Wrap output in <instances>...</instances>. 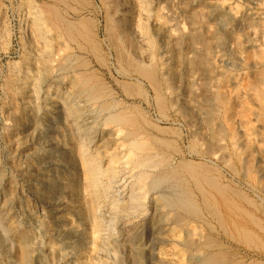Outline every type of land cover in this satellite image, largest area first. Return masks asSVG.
I'll return each mask as SVG.
<instances>
[{"label":"rangeland","instance_id":"1","mask_svg":"<svg viewBox=\"0 0 264 264\" xmlns=\"http://www.w3.org/2000/svg\"><path fill=\"white\" fill-rule=\"evenodd\" d=\"M84 1L0 0V117L2 116L0 118V264H66V262H58L59 259H56L57 261L52 260L54 259L51 257L53 252L52 249L47 248L48 242L50 241L49 245H51L60 241L59 243L61 245L63 239L66 243L70 237L69 244L74 239L69 232L75 231V229L78 230L77 226H79L80 213L89 215L88 209L90 208L89 206L87 208V204L90 205V198L83 187L81 188V182H83L84 178H82L83 169L80 153L84 154L86 157L90 156L94 158L101 150H96V145L98 144L94 146L90 144L87 145V147H81L79 144L81 142L79 139L80 136H78L77 141L80 149L77 147L76 151L74 150L75 152L73 151L71 154L73 157H70V155L67 154L69 152L70 141L62 135L64 133L63 131L66 129V122L63 119L65 117V111L52 107L55 105L54 102L49 103L50 105L47 104V107L44 102L46 95L54 96L58 95V93L63 95L67 93L65 95L71 94V96H73L76 88L79 86L80 82H82L81 79H84V76L88 84L90 82V84L101 86L102 83H105L102 85L104 87L99 88L102 89V91L107 88L106 91L114 95L111 97L115 103H117V112L121 111L127 114L131 110L127 115H130L134 124L138 126H143L147 123L151 124V126H153V134L167 136L170 140L172 139L171 146L175 147L176 150L178 149L177 152H181L182 155L187 158L194 157L196 161H200V163L204 164L208 169L206 173V177H208L206 180L207 182H203V192L205 191L206 198H204L205 195L203 196V193L198 191V189L193 190L197 194V199L201 204L204 199L212 201L209 203L210 205L212 204L211 208H214L213 214H210L213 218L208 212L206 213L204 209L202 210L208 214L206 218L209 219L208 221L211 223L210 225L213 231L206 226L204 221L201 222L200 220L196 221L191 219L189 220L190 226H183L180 234L182 235L185 230L188 231L193 226L195 228L192 230L200 226L198 227V231L195 230L198 236H200V234L205 236L211 235L217 242H220H218V244L222 246L225 253H228L226 254V264H264V7L258 8L255 5L256 2L260 1L264 3V0H226L232 2V4L236 6L237 11L230 9L226 3L222 2L225 0H144V4L146 3V10L144 11H147V13L143 12L141 19H147V22L146 20L143 22H145L148 27L149 35L152 36L156 42L152 51L155 56V63H153L154 65L152 64L153 69L151 70L146 69L143 64L144 59L142 58V53L143 51L145 52L147 48L145 46L141 47L139 43L137 44L136 40L138 38L136 37L135 42L131 44L121 29L120 17L121 13L124 11L122 10L121 3L135 1ZM169 1H171V3H169ZM28 3L31 4L29 5ZM39 11L46 14L42 16L45 19L44 21L47 28L46 33L48 36L46 34V37L50 43L49 57L52 56L53 52L55 53L57 51L61 53L57 52L60 54L59 56L55 53L58 57H61V55L63 56L64 51L72 55H69L72 67L70 66L66 71L56 73L57 70L52 71L53 61L50 66L48 62L44 64V61L40 62L39 59H35L37 54H39L38 51H41L43 47L40 42L41 40L37 39L35 37L36 34L31 30L32 28L30 29V19ZM47 13L49 15H47ZM172 14L176 15L177 20L181 21L182 29H184L179 31H182V33H176L175 31V35L171 32V34H169V31L164 29L165 17ZM49 16L51 19H49ZM61 16H63V19ZM53 18H57L55 19L56 22ZM57 20L60 22L57 23ZM86 20L87 22H84ZM184 22L185 24H182ZM68 25L75 29L73 30L71 28V31ZM201 26L202 29H200ZM55 28L56 30L59 29L56 31ZM185 28L187 31H184ZM84 29L85 31H83ZM29 30H31V32ZM84 33L88 34L85 35ZM110 36L116 37L110 38ZM57 37L59 40H56ZM177 38L180 39L178 40ZM93 43L96 44L93 46ZM28 44H30L31 47ZM134 46L136 47L135 49ZM115 47H117V49H115ZM63 48L64 51L62 50ZM164 48L171 51L168 64L169 69L162 63ZM68 49H70V51ZM124 51L126 52L124 53L125 55L123 54ZM54 58L55 56H53L51 60H54ZM74 58L77 59L75 60ZM134 64L137 66H133ZM74 65L75 67H73ZM39 70L41 72L38 74ZM154 71L155 73H153ZM24 72H26V74H24ZM73 73L76 74L73 75ZM62 75H64V77ZM189 77L190 80H192L187 82ZM94 81H96V83ZM157 81L159 84H157ZM34 84L38 87H34ZM68 84L69 86L72 85L70 87L72 89L68 88ZM74 85L75 87H73ZM138 86L140 87L139 90L137 88ZM48 88L50 89L48 90ZM31 89L37 91V93H34L35 97L31 92H28L31 91ZM66 90H68V92H66ZM222 91L226 94L227 100H222L220 96ZM26 95H32V100L36 99L37 101L35 102L36 104L41 105V107L45 106L43 107L44 110L42 109L43 113L40 115L41 122L37 124L38 129L44 132L41 135H28L34 121H28V124H26L27 121L23 118H25L28 113L25 110H27L29 105H34L35 100L32 101L25 98ZM75 101H78V99ZM120 101L121 104H119ZM222 102H224V104ZM78 103L79 105H83L82 101ZM133 105L134 107H132ZM184 106H186V108ZM126 109L128 111H126ZM135 117L138 120L134 119ZM91 120L92 118H90L89 121ZM99 123L100 126H103L102 122L99 121ZM43 127H45V129ZM204 128L207 129L205 130ZM155 129H157V131ZM59 132H61V134ZM24 135L27 136L24 138ZM47 135H51L52 142L54 143L50 146L51 148L49 147L50 150L47 146L49 143H45L46 139L43 138V136L48 137ZM232 140L235 146L231 148L230 141ZM199 141H202L201 144L198 143ZM52 147L55 150H53ZM233 148L236 150L233 151ZM237 150L242 153L237 154ZM108 151H110V149ZM24 152L27 153L25 154ZM246 156H250V159ZM52 159L53 161H51ZM68 159L73 160L71 165L68 164L70 163ZM45 162L52 164L53 167L47 169L44 167ZM26 163L29 164L27 165ZM30 164L34 165L31 166ZM48 170H51V172H48ZM70 172L73 173L71 174ZM214 176L217 177L215 178ZM37 179H41V182ZM54 179L60 181V183L66 180L70 186L64 191L66 193L61 195L57 194L58 191H56L53 196L63 197L59 200V211L57 213L49 211L53 200L47 201L48 196H45L48 190H53L49 182ZM211 179L214 180L212 181ZM217 183L218 185H216ZM70 190H72V192ZM206 190L209 193H207ZM210 193L212 195H210ZM149 199H151V197ZM79 207L82 212H79ZM215 208H217L218 211H216ZM100 212L107 215L105 211ZM244 212L245 215L243 214ZM248 214L250 216L252 215V217ZM53 215L55 217H61L62 220L58 221L59 224H56L58 222H55ZM235 215H237L238 218ZM169 216L170 215H168V217ZM248 217H250V220ZM48 218L50 220H48ZM167 218H165L167 221L163 219L162 227H165L163 229V236L169 235L171 228L174 231L176 229L175 225L168 222L169 218ZM89 219L85 224V228L88 229L86 230L88 237H85L87 240L86 244L89 242L91 243L93 234L97 235V233H93L94 228L91 226V218ZM132 221L140 225L138 229L139 234L145 231V225L148 224L147 219L142 220L141 218H133ZM140 221L142 222L140 223ZM89 223L90 225H88ZM54 224L56 227H54ZM57 225L60 226L61 230L64 228L65 230L60 231ZM65 225L68 226L66 227ZM255 225H257V227H255ZM242 226L244 229L241 228ZM245 229L247 230L245 231ZM58 231L60 232V236H57L59 235ZM64 232L69 234H65L61 237ZM107 232L108 231H102L104 234ZM235 232H237V234ZM53 233L57 235L54 237ZM176 233L179 234L178 231ZM196 233L192 236L197 237V235H195ZM95 237H92L93 243L91 244H94V246L99 243L100 239L98 236L97 241ZM249 237L252 238V241ZM58 238L61 239L59 240ZM56 240L57 242H55ZM96 241L98 243H94ZM90 243L89 246L86 245L87 248L77 249L75 254L68 256V261H74L76 257L75 260L77 258L79 260H77V262L82 261V264H88L90 259L94 256V254L91 253L93 250H89L93 249ZM24 244L26 245L24 246ZM68 244L66 246H68ZM159 246L160 245H157V248H159ZM68 249L71 250L70 248ZM49 251L52 252V254L48 253ZM82 251L85 254H82ZM89 253L93 255H89ZM232 256L235 257L233 258ZM88 258L89 260L87 262ZM19 260L20 262H18ZM113 264H116V262Z\"/></svg>","mask_w":264,"mask_h":264},{"label":"bare ground","instance_id":"2","mask_svg":"<svg viewBox=\"0 0 264 264\" xmlns=\"http://www.w3.org/2000/svg\"><path fill=\"white\" fill-rule=\"evenodd\" d=\"M29 1V0H27ZM60 1V0H58ZM62 1V0H61ZM84 1V0H83ZM135 2L130 3H121L122 10H124L121 13V26L125 37L132 43L135 42V37L138 38L137 44L139 43L142 46H145L147 49L146 51L142 53V58L144 59V67L146 69H153L152 64L155 63V56L152 53L156 42L152 36L149 35L148 27L143 22L147 19H141L142 13L147 11L146 10V3L144 4V0H134ZM221 1V0H219ZM64 2V1H63ZM85 2V1H84ZM150 2V1H149ZM165 2V1H164ZM168 2V1H167ZM166 2V3H167ZM230 7V9L236 10V6L232 4V2L229 1H222ZM59 3V2H58ZM171 3V1H169ZM218 3V2H217ZM29 5L31 3H28ZM36 4V3H35ZM34 4V5H35ZM39 4V3H38ZM44 4V2H43ZM65 4V3H64ZM148 4V3H147ZM179 4V3H178ZM220 4V3H219ZM37 5V4H36ZM51 5V4H50ZM63 5V4H62ZM149 5V4H148ZM147 5V6H148ZM222 5V4H221ZM220 5V6H221ZM224 5V4H223ZM255 5L258 8L264 7L263 2H256ZM27 6V5H26ZM33 6V5H32ZM46 6V5H45ZM182 6V5H181ZM35 7V6H34ZM49 7V6H48ZM149 7V6H148ZM189 7V6H188ZM32 8V7H31ZM39 8V7H38ZM118 8V7H116ZM137 10H136V9ZM36 9V8H34ZM42 9V8H40ZM56 9V7H55ZM31 10V9H30ZM43 10V9H42ZM121 10V11H122ZM48 11V10H47ZM52 11V10H51ZM118 11V10H117ZM176 11V10H175ZM237 11V10H236ZM46 12V10H45ZM50 13V11H48ZM149 12V11H148ZM192 12V11H191ZM234 12V11H233ZM24 13V12H23ZM26 13V12H25ZM54 13V12H53ZM176 13V12H175ZM174 13V14H175ZM182 13V12H181ZM203 13V12H202ZM237 13V12H236ZM259 13V12H258ZM264 13V11H263ZM27 14V13H26ZM34 14V12H33ZM43 12L39 11L34 14L33 17L30 19V29L33 30L31 33L32 35H35V37L42 43L43 49L41 51H38L39 54H37V57L35 59H39L40 62L44 61L48 62L51 66V62L53 63V70H57L56 73L66 71V69H69L71 66V54H67L64 51V48L62 49L64 51V55L61 57H58L61 53L55 52L58 54V56L55 55L53 52L52 56L49 57V47L50 43L49 40L46 37V24L45 19L42 16ZM52 14V13H50ZM145 14V13H144ZM143 14V16H144ZM167 14V13H165ZM207 14V13H206ZM46 15V14H45ZM47 15H49L47 13ZM55 15V14H54ZM257 15V14H256ZM5 16V15H4ZM52 16V15H51ZM165 16V15H164ZM6 17V16H5ZM4 17V18H5ZM53 17V16H52ZM63 19V16H61ZM146 17V14H145ZM161 17V16H160ZM143 18V17H142ZM147 18V17H146ZM47 19V18H46ZM49 19L50 16H49ZM54 21L57 18H53ZM78 19V18H77ZM196 19V18H195ZM199 19V18H198ZM201 19V18H200ZM59 20V18H58ZM57 20V23L60 22ZM61 20V19H60ZM67 20V19H66ZM79 20V19H78ZM109 20V19H108ZM117 20V18H116ZM136 20V21H135ZM53 21V20H52ZM73 21V20H72ZM92 21V20H91ZM183 21V20H182ZM7 22V21H6ZM48 22V21H47ZM56 22V21H55ZM62 22V21H61ZM76 22V21H73ZM84 22H87L84 21ZM113 22V21H112ZM186 22V21H185ZM182 23V24H185ZM24 23V22H23ZM29 23V24H30ZM79 23V22H78ZM83 23V22H82ZM114 23V22H113ZM194 23V22H193ZM61 24V23H59ZM72 24V23H71ZM91 24V23H89ZM94 24V23H93ZM112 24V23H111ZM187 24V22H186ZM86 25V24H84ZM69 26V25H68ZM62 27V26H60ZM91 27V26H90ZM164 29L169 31V34L174 35L177 32H180L179 30L182 29L181 21L177 20L176 15H169L168 17H165L164 19ZM54 28V27H53ZM66 28V26H65ZM69 28L71 29L72 26ZM93 28V27H92ZM95 28V27H94ZM113 28V27H112ZM110 28L111 30H114ZM59 29V28H58ZM57 29V30H58ZM68 29V28H67ZM75 29L74 27L72 28ZM71 29V31H72ZM83 29V28H81ZM109 29V30H110ZM116 29V28H115ZM118 29V28H117ZM184 29V28H183ZM182 29V30H183ZM202 29V26L201 28ZM31 30H29L31 32ZM56 30V28H55ZM56 30V31H57ZM69 30V29H68ZM67 30V31H68ZM87 30V29H86ZM108 30V32H109ZM85 31V29L83 30ZM176 31V33H175ZM184 31H187L186 28ZM250 31V30H249ZM28 32V31H27ZM60 32V30H59ZM87 32V31H86ZM89 32V31H88ZM171 32V33H170ZM69 33V31H68ZM67 33V34H68ZM81 33V32H80ZM92 33V32H91ZM116 33V32H115ZM182 33V31L180 32ZM1 34V33H0ZM85 35L88 33H84ZM83 34V37H84ZM109 34V33H108ZM168 34V33H167ZM60 35V34H59ZM66 35V34H65ZM71 35V34H70ZM117 35V34H116ZM172 35V36H174ZM48 36V34H47ZM73 36V34H72ZM61 37V36H60ZM74 37V36H73ZM86 37V36H85ZM116 37V36H114ZM111 37L110 38H114ZM9 38V37H8ZM68 38V37H67ZM91 39V38H90ZM89 39V40H90ZM123 39V38H122ZM175 39V38H174ZM178 40L180 38H177ZM184 39V38H183ZM191 39V38H190ZM56 40H59L58 37ZM92 40V39H91ZM114 40V39H113ZM122 41V40H121ZM126 41V40H125ZM64 42V41H63ZM88 42V41H87ZM90 42V41H89ZM120 42V41H119ZM127 42V41H126ZM181 42V41H178ZM73 43V42H72ZM128 43V42H127ZM126 43V44H127ZM66 44V43H65ZM80 44V43H79ZM78 44V45H79ZM91 44V43H88ZM96 43H93V46ZM124 44V43H123ZM30 45V44H28ZM37 45V44H36ZM92 45V44H91ZM166 45V44H165ZM188 45V44H187ZM38 46V45H37ZM63 46V45H62ZM60 46V47H62ZM65 46V45H64ZM139 46V45H138ZM29 47V46H28ZM31 47V45H30ZM29 47V48H30ZM52 47V46H51ZM67 47V46H66ZM73 47V46H72ZM79 47V46H78ZM128 47V46H127ZM131 47V46H130ZM140 47V46H139ZM165 47V46H164ZM58 48V47H57ZM85 48V47H84ZM94 48V47H93ZM136 47L134 46V49ZM79 49V48H76ZM90 49V48H89ZM95 49V48H94ZM93 49V50H94ZM98 49V48H97ZM117 49V47H115ZM121 49V48H120ZM127 49V48H126ZM37 50V49H36ZM61 50V49H60ZM70 51V49H68ZM85 50V49H84ZM130 50V49H129ZM149 52H148V51ZM162 50V49H161ZM193 50V49H192ZM81 51V50H80ZM126 51V50H125ZM123 52L126 53V52ZM177 51V50H176ZM86 52V51H85ZM118 52V50H117ZM122 52V51H121ZM128 53V52H127ZM164 55L162 58V63L167 66L169 64V56L171 54V51L169 49L164 48L163 51ZM48 54V55H47ZM140 54V53H139ZM169 54V55H168ZM51 55V54H50ZM125 55V54H124ZM128 55V54H127ZM141 55V54H140ZM139 55V56H140ZM48 56V57H47ZM55 56L54 60H51ZM76 56V55H75ZM74 56V57H75ZM158 57V56H157ZM124 58V57H122ZM141 58V56H140ZM160 58V57H159ZM75 59V58H74ZM77 59V58H76ZM75 59V60H76ZM80 59V58H79ZM127 59V58H126ZM132 59V58H131ZM161 59V58H160ZM159 59V60H160ZM81 60V59H80ZM123 60V59H122ZM128 60V59H127ZM171 60V59H170ZM78 61V60H77ZM84 61V60H83ZM86 61V60H85ZM129 61V60H128ZM136 61V60H135ZM161 61V60H160ZM159 61V62H160ZM55 62V64H54ZM124 62V61H123ZM122 62V63H123ZM138 62V61H137ZM36 63V62H35ZM43 63V62H42ZM81 63V61H80ZM125 63V62H124ZM134 63V61H133ZM140 63V62H139ZM42 64V65H44ZM127 64V63H126ZM137 64V63H136ZM134 64L133 66H135ZM41 65V64H40ZM154 65V64H153ZM87 66V65H86ZM137 66V65H136ZM139 66V65H138ZM162 66V65H161ZM198 66V65H197ZM196 66V67H197ZM72 67V66H71ZM75 67V65L73 66ZM85 67V66H84ZM131 67V66H130ZM52 68V67H51ZM135 68V67H133ZM75 69V68H74ZM73 69V70H74ZM145 69V68H144ZM169 69V68H168ZM22 70V69H20ZM124 70V69H123ZM136 70V69H135ZM143 70V68H142ZM187 70V69H186ZM192 70V69H191ZM24 71V70H22ZM98 71V70H97ZM137 71V70H136ZM144 71V70H143ZM148 71V70H147ZM153 71V70H152ZM169 71V70H168ZM193 71V70H192ZM18 72V71H17ZM28 72V69H27ZM37 72V71H35ZM41 71L39 70L38 74ZM69 72V71H68ZM88 72V71H87ZM86 72V73H87ZM92 72V71H91ZM127 72V70H126ZM149 72V71H148ZM190 72V71H189ZM20 73V72H19ZM30 73V72H29ZM52 73V72H51ZM50 73V74H51ZM64 73V72H63ZM80 73V72H79ZM93 73V72H92ZM132 73V72H131ZM142 73V72H141ZM155 73V71L153 72ZM178 73V71H177ZM26 74V72H24ZM23 74V75H24ZM67 74V73H65ZM72 74V73H71ZM76 74V73H75ZM73 73V75H75ZM81 74V73H80ZM143 74V73H142ZM141 74V75H142ZM147 74V73H146ZM150 74V73H148ZM163 74V73H162ZM194 74V73H193ZM196 74V72H195ZM19 75V74H18ZM68 75V74H67ZM82 75V74H81ZM91 75V74H90ZM106 75V74H105ZM144 75V74H143ZM188 75V74H187ZM17 76V75H16ZM36 76V75H35ZM41 76V75H40ZM39 76V78H40ZM46 76V75H45ZM64 77V75H62ZM71 77H74L70 75ZM77 76V75H76ZM79 76V75H78ZM147 76V75H145ZM164 76V74H163ZM179 76V75H178ZM191 76V75H189ZM38 77V76H37ZM42 77V76H41ZM90 77V76H89ZM95 77V76H94ZM97 77V76H96ZM142 77V76H141ZM168 77V76H167ZM26 78V77H25ZM52 78V77H51ZM84 79H81L82 82H80L79 86L75 90V94L73 96L65 95L67 93L54 95H46L44 94V102L46 103L45 106L49 103H55L52 107L57 109L64 110L65 117L63 118L66 122V129L63 131L62 134L67 140L70 141V147L69 152L67 154L71 156L72 152L78 147V136H80L81 142L79 143L81 147H87V145L94 146L96 144V150H101L99 154H97L96 157H90V156H84V154L80 153V158L82 159V169H83V176L84 178L83 182H81L83 189L86 191V194L89 196L90 205L87 204V208L89 206L90 209L89 215L86 213H80L79 216V226L78 230L75 229L72 232H69L74 238L69 244L70 237L68 238V242H64V239L62 241V244L60 245V241L55 244L49 245L48 242V249H52L51 253L54 259H59V261L66 262V264H82L81 262H77L78 258L74 261H68V256L75 254V251L77 249H83L84 247L89 246V243L86 244V238L88 237V233H86L85 224L88 222V219L91 218L92 227L94 228L93 233H97L96 237L93 234L95 238H100L99 243L98 238L94 243H98L94 246L91 245L92 237H91V243L94 256L90 259L88 264H113L116 262V264H226V254L222 246H219L218 242L212 237L211 235H201L198 236L195 230H192L195 228L194 226L190 228L188 231L185 230L183 234L181 235L180 232L182 230V227L190 226L189 220H200L201 222L204 221L206 226L209 227L211 230V223L208 221L209 219L206 218V215H212L213 209L211 208L210 201L208 199L202 200L201 202L197 199V194L194 192L193 189H198V191H201L203 193V196L205 195V191L203 192V182H207L206 173L208 169L206 166L200 161H196L194 157L187 158L186 156H183L182 153L177 152L175 147L171 146V141L167 136H160L159 134H153V129L151 124L147 123L143 126L136 125L134 122H132V118H130V115L127 114L131 112V110L125 114L121 111L117 112L115 101L112 99L111 95L106 90L100 89L99 87L102 86L105 83H102L101 86L93 85L92 83L89 84ZM93 78V77H92ZM153 78V77H151ZM180 78V77H179ZM178 78V79H179ZM193 78V77H192ZM29 79V78H28ZM45 79V78H44ZM43 79V80H44ZM79 79V78H78ZM94 79V78H93ZM122 79V78H121ZM141 79V78H140ZM40 80V79H39ZM57 80V79H56ZM105 80V79H104ZM156 80V79H154ZM162 80V78H161ZM167 80V79H166ZM192 80V79H191ZM190 77L187 79V82H190ZM64 81V79H63ZM120 81V80H118ZM168 81V80H167ZM165 81V82H167ZM35 82V81H34ZM75 82V81H74ZM96 83V81H94ZM141 82V81H140ZM158 82V81H157ZM155 82V83H157ZM181 82V80H180ZM193 82V81H192ZM99 83V82H98ZM122 83V82H121ZM15 84V83H14ZM43 84V83H42ZM75 84V83H71ZM100 84V83H99ZM123 84V83H122ZM125 84V83H124ZM129 84V83H128ZM159 84V82L157 83ZM166 84V83H165ZM191 84V83H190ZM189 84V85H190ZM40 85V84H39ZM54 85V84H53ZM98 85V84H97ZM193 85V84H192ZM22 86V85H21ZM60 86V85H59ZM72 85L69 86L70 88ZM134 86V85H133ZM137 86V85H135ZM34 87H38L34 84ZM33 87V88H34ZM75 87V85L73 86ZM125 87V86H124ZM157 87V85H156ZM155 87V88H156ZM31 88V87H30ZM43 88V87H42ZM45 88V87H44ZM139 90V86L137 87ZM154 88V89H155ZM158 88V87H157ZM225 88V87H223ZM35 89V88H34ZM34 89H31L32 95L35 97ZM50 88H48L49 90ZM72 89V88H70ZM69 89V91H70ZM221 89V88H220ZM37 90V89H36ZM127 90V89H126ZM136 90V89H134ZM219 90V89H218ZM45 91V90H44ZM112 91V90H110ZM156 91V90H155ZM169 91V90H168ZM47 92V90H46ZM49 92V91H48ZM68 92V90H66ZM74 92V91H73ZM135 92V91H134ZM133 92V93H134ZM154 92V91H153ZM71 93V92H70ZM123 93V92H122ZM140 93V92H139ZM156 93V92H155ZM170 93V92H169ZM230 93V92H229ZM30 94V93H29ZM49 94V93H48ZM69 94V93H68ZM137 94V93H136ZM143 94V93H142ZM141 94V95H142ZM160 94V93H159ZM171 94V93H170ZM232 94V93H231ZM32 95H26L25 98H28L29 100H32ZM127 95V94H126ZM130 95V94H129ZM145 95V93H144ZM233 95V94H232ZM189 96V95H188ZM220 96L222 100L224 101L227 96L223 91L220 93ZM37 97V96H36ZM129 97V96H127ZM230 97V95H229ZM78 101H75L76 99ZM121 98V97H120ZM159 98V97H158ZM189 98V97H188ZM192 98V97H190ZM131 99V98H130ZM233 99V98H232ZM236 99V98H235ZM35 100V101H34ZM32 101L37 102L36 99ZM157 100V99H156ZM155 100V101H156ZM227 100V99H226ZM27 101V100H26ZM82 101L83 105H79L78 102ZM158 101V100H157ZM231 101V100H230ZM235 101V100H234ZM233 101V102H234ZM5 102V101H4ZM21 102V101H20ZM28 102V101H27ZM118 102V101H117ZM161 102V101H160ZM237 102V101H236ZM32 103V102H30ZM159 103V101H158ZM224 104V102H222ZM229 103V102H228ZM81 104V103H80ZM121 104V101L120 103ZM118 104V105H119ZM163 104V101H162ZM187 104V103H186ZM221 104V103H220ZM227 104V103H226ZM43 105V104H42ZM50 105V104H49ZM39 104L29 105L27 110H25L27 113V116L23 118L25 121H27L26 124H28V121H34L33 126H31V130H29L28 135L31 136H37L43 134V130L40 131L38 129V125L41 122L40 115L42 112L43 107ZM48 106V105H47ZM46 106V107H47ZM222 106V105H221ZM237 106V104H236ZM235 106V107H236ZM51 107V106H50ZM124 107V106H123ZM134 107V105L132 106ZM131 107V108H132ZM186 108V106H184ZM200 107V106H199ZM226 107V106H225ZM122 108V107H121ZM128 108V107H127ZM124 109V108H123ZM224 109V108H223ZM44 110V109H43ZM46 110V109H45ZM56 110V109H55ZM121 110V109H119ZM125 110V109H124ZM136 110V109H135ZM158 110V109H157ZM161 110V109H160ZM195 110V109H194ZM202 110V109H201ZM226 110V108H225ZM230 110V109H229ZM57 111V110H56ZM59 111V110H58ZM126 111H128L126 109ZM134 111V110H133ZM132 111V112H133ZM8 112V111H7ZM138 112V111H137ZM192 112V110H191ZM229 112V111H228ZM61 113V112H60ZM135 113V112H134ZM162 113V112H161ZM225 113V111H224ZM223 113V114H224ZM230 113V112H229ZM8 114V113H7ZM138 114V113H137ZM146 114V113H145ZM58 115V113H57ZM135 115V114H134ZM140 115V114H139ZM161 115V114H160ZM164 115V114H163ZM24 116V115H23ZM191 116V115H190ZM193 116V115H192ZM233 116V115H232ZM231 116V117H232ZM2 117V116H1ZM0 117V118H1ZM139 117V116H138ZM137 117V118H138ZM145 117V116H144ZM164 117V116H162ZM90 118H92L91 121ZM226 118V117H225ZM16 119V118H15ZM57 119V118H56ZM136 119V117L134 118ZM43 120V119H42ZM45 120V119H44ZM47 120V119H46ZM138 120V119H136ZM134 120V121H136ZM207 120V119H206ZM62 121V122H64ZM100 122L103 123V126H100ZM205 121V120H204ZM44 122V121H43ZM49 122V121H48ZM61 122V123H62ZM139 122V121H138ZM195 122V121H194ZM6 123V122H4ZM136 123V122H135ZM140 123V122H139ZM191 123V122H190ZM207 123V122H206ZM24 124V123H22ZM31 124V123H29ZM52 124V122H51ZM63 124V123H62ZM208 124V123H207ZM41 125V124H40ZM126 125V126H125ZM206 125V124H205ZM60 126V125H59ZM210 126V124H209ZM42 127V126H40ZM206 127V126H203ZM45 129V127H43ZM42 128V129H43ZM156 128V127H155ZM164 128V127H162ZM161 128V129H162ZM54 129V128H50ZM49 129V130H50ZM59 129V128H58ZM160 129V130H161ZM205 129V128H204ZM207 129V128H206ZM205 129V130H206ZM48 130V129H47ZM63 130V129H62ZM157 131V129H155ZM170 130V129H169ZM1 131V130H0ZM28 131V130H27ZM57 131V130H56ZM47 132V131H46ZM58 132V131H57ZM173 132V131H172ZM14 133V132H13ZM48 133V132H47ZM54 133V130H53ZM56 133V132H55ZM61 134V132H59ZM166 133V130H165ZM176 133V132H175ZM245 133V132H244ZM247 133V132H246ZM4 134V133H3ZM174 134V133H173ZM18 135V134H17ZM22 135V134H21ZM45 135V134H44ZM60 135V136H62ZM237 135V134H236ZM27 135H24V138ZM48 137H44L46 139L45 143H49L47 146L48 148L54 144L51 139V135H47ZM56 138V134H55ZM244 138V137H243ZM193 139V137H192ZM200 139V138H199ZM24 140V139H23ZM22 140V142H23ZM26 140V139H25ZM58 140V139H57ZM190 140V139H189ZM188 140V141H189ZM231 140V139H230ZM236 140V139H235ZM240 140V139H239ZM32 141V140H31ZM39 141V140H38ZM55 141V140H53ZM61 141V140H60ZM198 141V140H197ZM203 141V140H202ZM201 141V142H202ZM26 142V141H25ZM59 142V141H58ZM175 142V141H174ZM173 142V143H174ZM191 142V141H190ZM199 141L198 143L201 144ZM238 142V140H237ZM20 143V142H19ZM30 143V142H28ZM35 143V142H34ZM40 143V141H39ZM38 143V144H39ZM231 148L234 145L233 140L230 141ZM22 144V143H21ZM65 144V143H64ZM203 144V143H202ZM237 144V143H236ZM36 145V144H35ZM194 145V144H193ZM32 146V145H31ZM46 146V145H45ZM61 146V145H60ZM63 146V145H62ZM185 146V145H184ZM36 147V146H35ZM55 147V145H54ZM57 147V146H56ZM64 147V146H63ZM195 147V146H194ZM193 147V148H194ZM42 148V147H41ZM51 148V147H50ZM49 148V150H50ZM53 148V147H52ZM89 148V146H88ZM87 148V149H88ZM93 148V147H92ZM103 148V149H102ZM236 148V147H234ZM233 148V149H234ZM65 149V148H64ZM78 149H80L78 147ZM85 149V148H84ZM83 149V150H84ZM110 149V151L108 150ZM28 150V149H27ZM31 150V149H30ZM47 150V149H46ZM52 150V149H51ZM53 150H55L53 148ZM234 149L233 151H235ZM259 150V149H258ZM38 151V149H37ZM64 151V150H63ZM74 151V152H75ZM85 151V150H84ZM28 152V151H27ZM27 152H24L25 154ZM30 152V151H29ZM32 152V151H31ZM35 152V151H34ZM33 152V153H34ZM47 152V151H45ZM97 152V153H98ZM261 152V151H260ZM23 153V154H24ZM66 153V152H65ZM78 153V154H79ZM83 153V152H82ZM237 154H241L242 152L238 151ZM264 153V152H263ZM24 154V155H25ZM76 154V153H75ZM95 154V153H93ZM196 154V153H195ZM245 154V153H244ZM188 155V154H187ZM26 156V155H25ZM32 156V155H31ZM56 156V155H55ZM94 156V155H92ZM191 156V155H190ZM203 156V155H202ZM47 157V156H46ZM49 157V156H48ZM206 157V156H205ZM247 157V156H246ZM264 157V156H263ZM36 158V157H35ZM69 158V157H68ZM250 159V156L247 157ZM246 158V159H247ZM253 158V157H251ZM261 158V157H260ZM65 159V158H64ZM73 159V158H72ZM76 159V158H74ZM79 159V158H78ZM80 159V160H81ZM243 159V158H242ZM44 160V159H42ZM58 160V159H57ZM70 160V159H68ZM253 160V159H252ZM251 160V161H252ZM258 160V159H257ZM262 160V159H261ZM26 161V160H25ZM41 161V160H40ZM50 161V160H48ZM53 161V159L51 160ZM249 161V160H248ZM37 162V161H36ZM253 162V161H252ZM40 163V162H37ZM73 163V160H70V164ZM75 163L77 164L76 160ZM251 163V162H250ZM27 164V163H26ZM29 164V163H28ZM27 164V165H28ZM75 164V166H76ZM81 164V163H79ZM252 164V163H251ZM31 165V164H30ZM34 165V164H32ZM31 165V166H32ZM44 165V163H43ZM55 165V164H54ZM215 165V164H214ZM262 165V164H261ZM58 166V165H57ZM61 166V165H60ZM59 166V167H60ZM65 166V165H64ZM68 166V165H67ZM78 166V165H77ZM81 166V165H80ZM44 167L47 169H51L53 167L52 164L46 163ZM69 167V166H68ZM262 167V166H261ZM26 168V167H25ZM29 168V166H28ZM31 168V167H30ZM72 168V167H71ZM210 168V167H209ZM60 169V168H59ZM68 169V168H67ZM78 169V168H77ZM81 169V170H82ZM55 170V169H54ZM34 171V170H33ZM61 171V170H60ZM68 171V170H67ZM48 172H51V170H48ZM47 172V174H48ZM56 172V171H55ZM63 172V171H62ZM213 172V171H211ZM34 173V172H33ZM44 173V172H43ZM71 173V172H70ZM73 173V172H72ZM71 173V174H72ZM46 174V173H45ZM82 174V172H81ZM63 175V174H62ZM58 176V175H56ZM67 176V175H66ZM71 176V175H70ZM33 177V176H32ZM59 177V176H58ZM76 177V174H75ZM215 177V176H214ZM217 177V176H216ZM215 177V178H216ZM36 178V177H35ZM34 178V179H35ZM48 178V177H47ZM50 178V177H49ZM52 178V177H51ZM74 178V177H73ZM81 178V180H82ZM210 178V177H209ZM68 179V178H67ZM33 180V179H32ZM38 180V179H37ZM41 182V179H39ZM38 180V181H39ZM50 180V179H49ZM55 180V179H54ZM51 181L49 184L52 186L53 190H48L45 196H48L47 201H52V206L50 207L49 211L57 213L59 211V200L63 197H53L55 192L57 194H63L66 193L67 187H70L68 184V181H64L60 183V181ZM212 180V179H211ZM210 180V181H211ZM214 180V179H213ZM212 180V181H213ZM36 181V180H35ZM211 181V183H212ZM44 183V182H43ZM219 183V182H218ZM218 183L216 185H218ZM206 185V184H205ZM215 185V186H216ZM11 186V185H10ZM210 186V184H209ZM207 186V187H209ZM212 186V185H211ZM49 187V186H48ZM206 187V186H205ZM221 187V186H220ZM14 188V187H12ZM212 188V187H211ZM216 188V187H215ZM226 188V187H224ZM228 188V187H227ZM72 189V188H71ZM218 189V188H217ZM216 189V190H217ZM40 190V189H39ZM81 190V189H80ZM210 190V189H209ZM212 190V189H211ZM220 190V189H218ZM72 192V190H70ZM83 191V190H82ZM207 191V190H206ZM232 191V189H231ZM13 192V191H12ZM75 192V191H74ZM79 192V191H78ZM223 192V191H221ZM236 192V191H235ZM238 192V191H237ZM84 193V191H83ZM207 193H209L207 191ZM224 193V192H223ZM222 193V194H223ZM234 193V192H232ZM12 194V193H11ZM219 194V191H218ZM236 194V193H235ZM41 195V194H40ZM74 195V194H73ZM210 195H212L210 193ZM220 195V194H219ZM43 196V195H42ZM69 196V195H68ZM75 196V195H74ZM80 196V195H79ZM87 196V197H88ZM242 196V195H241ZM81 197V196H80ZM85 197V196H84ZM151 197V199H149ZM213 197V196H211ZM220 197V196H219ZM230 197V196H229ZM69 198V197H67ZM206 198V195L204 196ZM208 198V197H207ZM214 198V197H213ZM237 198V197H236ZM241 198V197H240ZM81 199V198H80ZM149 199V200H148ZM225 199V198H224ZM64 200V199H63ZM226 200V199H225ZM46 201V202H47ZM234 201V200H233ZM3 202V201H2ZM43 202V201H42ZM67 202V200H66ZM71 202V201H70ZM212 202V201H211ZM224 202V201H223ZM48 203V202H47ZM73 204V203H72ZM77 204V202H76ZM80 204V203H79ZM85 204V203H84ZM251 204V203H250ZM253 204V203H252ZM45 205V204H44ZM82 205V204H81ZM215 205V204H214ZM63 206V205H62ZM77 206V205H76ZM75 206V207H76ZM80 206V205H79ZM83 206V205H82ZM236 206V205H235ZM253 206V205H252ZM73 207V205H72ZM84 207V206H83ZM86 207V206H85ZM215 207V206H212ZM233 207V206H232ZM234 208V207H233ZM75 209V208H74ZM73 209V210H74ZM77 209V208H76ZM79 212L81 211L80 207L78 208ZM103 209V210H102ZM202 209L205 210L206 214ZM212 209V210H211ZM61 210V209H60ZM84 210V209H83ZM216 211L217 208H215ZM100 211H105L107 215L101 213ZM243 211V210H241ZM74 212V211H73ZM82 212V211H81ZM84 212V211H83ZM86 212V211H85ZM104 212V213H105ZM247 212V211H246ZM102 215H101V214ZM220 213V211H219ZM232 213V212H231ZM75 214V213H74ZM77 214V213H76ZM221 214V213H220ZM230 214V212H229ZM245 215V212L243 213ZM58 215V214H57ZM168 215H170L168 217ZM210 215V216H211ZM216 215V214H215ZM249 215V214H248ZM78 216V215H77ZM217 216V215H216ZM219 216V215H218ZM237 217V215H235ZM250 216V215H249ZM75 217V216H74ZM169 218V221L171 224H174L176 229L175 231L171 228L169 235L163 236L164 228L163 226V219ZM212 217V216H211ZM222 217V216H221ZM240 217V216H239ZM252 217V215L250 216ZM250 217L249 220H250ZM254 217V216H253ZM52 218V217H51ZM53 218L55 222H58L61 219V217H55L53 215ZM133 218H141L142 220H148V224L145 225V231L141 234L138 233V229L140 225H138L137 222L132 221ZM167 218V219H168ZM213 218V217H212ZM211 218V219H212ZM238 218V217H237ZM253 219V218H252ZM48 220H50L48 218ZM53 220V219H52ZM78 220V219H76ZM90 220V219H89ZM166 220V219H165ZM40 221V220H39ZM167 221V220H166ZM165 221V222H166ZM216 221V220H215ZM232 221V220H230ZM259 221V220H258ZM35 222V221H34ZM73 222V221H72ZM142 221H140L141 223ZM193 222V221H192ZM139 223V224H140ZM218 223V222H217ZM220 223V222H219ZM222 223V222H221ZM263 223V222H262ZM48 224V223H47ZM50 224V223H49ZM56 224H59L56 223ZM66 224V223H65ZM168 224V223H167ZM189 224V225H188ZM223 224V223H222ZM232 224V223H231ZM234 224V223H233ZM2 225V224H1ZM55 225V224H54ZM62 225V224H61ZM90 225V223L88 224ZM171 225V226H174ZM235 225V224H234ZM15 226V224H14ZM47 226V225H46ZM59 228L60 226L57 225ZM66 226V225H65ZM68 226V225H67ZM66 226V227H67ZM227 226V225H226ZM56 227V225L54 226ZM53 227V228H54ZM76 227V226H75ZM76 227V228H77ZM234 227V226H232ZM257 227V225H255ZM52 228V227H51ZM56 228V229H59ZM69 228V227H68ZM178 228V229H177ZM220 228V227H219ZM243 228V226L241 227ZM262 228V227H260ZM1 229V228H0ZM71 229V228H70ZM69 229V230H70ZM201 229V228H200ZM203 229V228H202ZM239 229V228H238ZM244 229V228H243ZM242 229V230H243ZM4 230V229H3ZM51 230V229H50ZM54 230V229H53ZM65 230V228L63 229ZM60 228V231H63ZM68 230V229H67ZM192 232H191V231ZM241 230V229H239ZM247 229H245L246 231ZM7 231V230H6ZM71 231V230H70ZM90 231V230H89ZM93 231V230H91ZM102 231H108L106 234L102 233ZM179 232L177 234L176 232ZM197 235V237L192 236L194 233ZM213 231V229H212ZM215 231V230H214ZM250 231V230H248ZM264 231V230H263ZM3 232V231H2ZM5 232V230H4ZM53 232V231H52ZM203 232V231H202ZM201 232V233H202ZM40 233V232H39ZM57 233V232H56ZM60 236V232L58 231ZM68 233V234H69ZM171 233V234H170ZM193 233V234H192ZM230 233V232H229ZM232 233V232H231ZM237 234V232H235ZM242 233V232H241ZM3 234V233H2ZM8 234V233H7ZM67 234V232H64L62 236ZM67 234V235H68ZM118 234V235H116ZM239 234V233H238ZM4 235V234H3ZM92 235V233H91ZM247 235V234H243ZM6 236V235H4ZM52 236V237H53ZM253 236V235H252ZM251 236V237H252ZM51 237V236H50ZM249 237V238H251ZM254 237V236H253ZM257 237V236H256ZM49 238V237H48ZM239 238V235H238ZM242 238V237H241ZM248 238V239H249ZM260 238V237H258ZM37 239V238H36ZM55 239V238H54ZM59 239V238H58ZM61 239V238H60ZM59 239V240H60ZM247 239V240H248ZM6 240V239H5ZM33 240V239H32ZM50 240V239H49ZM246 240V239H245ZM252 241V238L250 239ZM66 241V240H65ZM94 241V240H93ZM256 241V240H255ZM33 242V241H32ZM47 242V241H46ZM57 242V240L55 241ZM249 242V241H248ZM259 242V241H258ZM38 243V242H37ZM54 243V242H53ZM220 243V242H219ZM253 243V242H252ZM260 243V242H259ZM258 243V244H259ZM262 243V242H261ZM47 244V243H46ZM68 244V246H66ZM245 244V243H243ZM23 245V244H22ZM26 244H24L25 246ZM157 245H160L159 248H157ZM221 245V244H220ZM260 245V244H259ZM20 246V245H19ZM42 246V245H41ZM95 248H94V247ZM18 247V246H17ZM248 247V244H247ZM70 248L71 250H69ZM87 248V247H86ZM89 248V247H88ZM24 249V248H23ZM250 249V248H249ZM10 250V248H9ZM25 250V249H24ZM86 250V249H85ZM263 250V249H262ZM8 252V251H7ZM81 252V251H80ZM87 252V251H84ZM25 253V252H23ZM79 253V252H78ZM89 253V255H93ZM18 254V253H17ZM27 254V253H25ZM82 254L83 253L82 251ZM87 254V253H86ZM28 255V254H27ZM87 255L88 257H90ZM230 255V254H229ZM38 256V255H37ZM77 256V255H76ZM80 257V256H79ZM82 257V256H81ZM108 257V258H107ZM233 257V256H232ZM235 257V256H234ZM233 257V258H234ZM51 259V258H50ZM72 259V258H71ZM86 259V258H85ZM43 260V259H42ZM82 260V259H81ZM89 258L87 259L88 262ZM116 260V261H115ZM57 261V260H56ZM79 261V260H78ZM236 261V260H235ZM20 262V260L18 261ZM22 262V261H21ZM54 262V261H53ZM238 262V261H237ZM248 262V261H247ZM256 262V261H255ZM44 263V262H43ZM85 263V262H84ZM251 263V261H250ZM259 263V262H258ZM264 263V262H263ZM54 264V263H53ZM235 264V263H234ZM238 264V263H236ZM249 264V263H248ZM254 264V263H253Z\"/></svg>","mask_w":264,"mask_h":264}]
</instances>
